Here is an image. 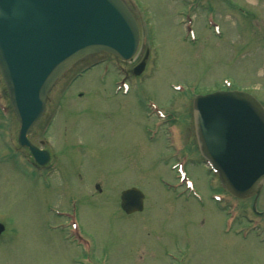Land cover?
Here are the masks:
<instances>
[{
	"label": "rangeland",
	"instance_id": "374dc122",
	"mask_svg": "<svg viewBox=\"0 0 264 264\" xmlns=\"http://www.w3.org/2000/svg\"><path fill=\"white\" fill-rule=\"evenodd\" d=\"M128 1L141 32L136 56L122 63L100 52L78 60L50 90L43 119L29 136L39 146L43 139L54 153L50 183L35 174L27 150L18 152L17 167L0 129V221L6 226L0 264H80L76 257L87 254L59 227L62 222L68 231V220L54 212L70 204L98 264H264V241L245 228L240 213L229 220L227 206L211 199L212 185L220 186L188 121L193 97L171 86L196 85L208 93L229 82L264 104V0ZM147 49L131 91L114 94L121 76L115 63L131 68ZM104 59L111 64L107 69L98 64ZM151 103L175 112L165 117L172 124L168 130L175 125L171 143L166 128H147L155 119L147 112ZM9 122L7 135L16 137L14 115ZM180 170L198 196L177 176ZM130 186L145 194V207L127 215L120 192ZM221 196L238 211L230 196ZM243 203L251 215L252 199ZM258 209H264V187Z\"/></svg>",
	"mask_w": 264,
	"mask_h": 264
},
{
	"label": "water",
	"instance_id": "95a60500",
	"mask_svg": "<svg viewBox=\"0 0 264 264\" xmlns=\"http://www.w3.org/2000/svg\"><path fill=\"white\" fill-rule=\"evenodd\" d=\"M137 23L122 0H0V72L20 124L19 142L49 158L27 136L42 118L54 82L79 58L108 51L130 59ZM145 60L137 68L142 70ZM200 150L233 194H259L264 180V106L250 93L222 90L194 101ZM127 213L141 211L144 193H121ZM4 226L0 224V233Z\"/></svg>",
	"mask_w": 264,
	"mask_h": 264
},
{
	"label": "flooded vegetation",
	"instance_id": "af4514ba",
	"mask_svg": "<svg viewBox=\"0 0 264 264\" xmlns=\"http://www.w3.org/2000/svg\"><path fill=\"white\" fill-rule=\"evenodd\" d=\"M41 140V139H40ZM53 157V154L51 153V158ZM45 166H47V165H45ZM50 167H51V165H50ZM257 213H260V215L261 216H263L264 217V210H262V211H260V212H257ZM263 230V229H262Z\"/></svg>",
	"mask_w": 264,
	"mask_h": 264
}]
</instances>
